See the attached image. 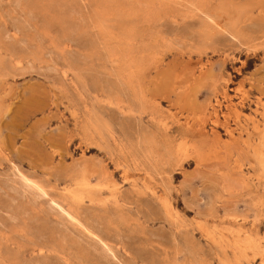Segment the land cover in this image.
<instances>
[{"label": "rangeland", "instance_id": "obj_1", "mask_svg": "<svg viewBox=\"0 0 264 264\" xmlns=\"http://www.w3.org/2000/svg\"><path fill=\"white\" fill-rule=\"evenodd\" d=\"M263 256L264 0H0V264Z\"/></svg>", "mask_w": 264, "mask_h": 264}, {"label": "bare ground", "instance_id": "obj_2", "mask_svg": "<svg viewBox=\"0 0 264 264\" xmlns=\"http://www.w3.org/2000/svg\"><path fill=\"white\" fill-rule=\"evenodd\" d=\"M26 63H27V62H26ZM25 65H26V64H25ZM22 68H24V67L22 66L21 69H22ZM27 68H29V67H27ZM18 69H19V68H18ZM29 70H30V69H29ZM50 70H51V69H50ZM134 70H135V69H134ZM52 71H53V70H52ZM140 101H141V100H140ZM130 103H131V102H130ZM140 103H141V102H140ZM151 105H152V104H151ZM151 105H150V106H151ZM122 106H124V105H122ZM118 108H119V107H118ZM151 108H152V107H151ZM159 108H160V107H159ZM159 108H158V109H159ZM120 109H122V108H120ZM158 109H157V110H158ZM159 111H160V110H159ZM157 115H158V114H157ZM161 116H162V115H161ZM149 117H150V116H149ZM156 118H157V117H156ZM160 118H161V117H160ZM162 120H163V119H162ZM95 123H96V122H95ZM88 126H89V125H88ZM93 126H94V125H93ZM106 127H107V126H106ZM94 128H95V127H94ZM92 129H93V127H92ZM86 131H87V130H86ZM89 131H90V130H89ZM106 131H107V130H106ZM87 132H88V131H87ZM99 133H100V132H99ZM105 133H106V132H105ZM107 133H108V132H107ZM108 134H109V133H108ZM173 135H174V134H173ZM89 137H90V136H89ZM174 138H175V137H174ZM112 140H113V137H112ZM96 141H97V140H96ZM114 141H115V140H114ZM114 141H113V142H114ZM113 142H112V143H113ZM149 143H150V142H149ZM179 146H180V145H179ZM179 146H178V147H179ZM133 148H134V147H133ZM149 148H150V147H149ZM156 151H157V150H156ZM178 151H179V150H178ZM135 156H136V155H135ZM131 157H132V156H131ZM74 158H75V157H74ZM135 159H136V158H135ZM177 162H178V161H177ZM160 164H162V163H160ZM136 165H137V164H136ZM173 165H174V164H173ZM84 167H85V166H84ZM142 167H143V166H142ZM151 167H152V166H151ZM146 173H147V172H146ZM146 173H145V174H146ZM155 173H156V172H155ZM160 173H161V172H160ZM163 174H164V173H163ZM123 175H124V174H123ZM126 177H127V176H126ZM139 177H140V176H139ZM123 178H124V177H123ZM127 178H128V177H127ZM142 179H143V178H142ZM81 180H82V179H81ZM85 180H86V179H85ZM83 181H84V180H82V182H83ZM131 181H132V180H131ZM80 182H81V181H80ZM86 182H88V181H86ZM86 182H85V183H86ZM72 183H74V182H72ZM75 183L77 184L76 180H75ZM78 183H79V182H78ZM144 183H145V182H144ZM145 184H146V183H145ZM165 184H166V183H165ZM83 185H84V184H83ZM83 185L81 184L82 187H83ZM114 185H115V184H113L112 187H114ZM146 185H147V184H146ZM146 185H145V186H146ZM76 186H77V185H76ZM76 186H75V187H76ZM88 186H89V185H88ZM99 186H100V185H98V187H99ZM75 187H74V188H75ZM77 187H78V186H77ZM89 187H90V186H89ZM107 187L109 188L108 185H107ZM107 187H106V188H107ZM80 188H81V187H80ZM80 188H79V189H80ZM84 188H85V186H84L83 188H81V191H83ZM90 188H91V187H90ZM86 189L88 190V187H87ZM86 189H85V190H86ZM114 189H115V187H114ZM77 190H78V189H76L75 191L77 192ZM87 190H86V191H87ZM149 190H151V189H149ZM72 191H73V190H72ZM79 191H80V190H79ZM99 191H101V190L99 189ZM89 192H90V190H89ZM101 192H102V191H101ZM111 192H112V191H111ZM153 192H154V190H153ZM153 192H152V193H153ZM66 193H67V191H66ZM68 193H69V192H68ZM93 193H94V192H93ZM99 193H100V192H99ZM99 193H98V195H99ZM69 194H70V193H69ZM73 194H75V193H73ZM73 194H72V198H73V197H77V199H78V196H79V195L82 196V194H80V192H79V194H78V192H77L78 196H76V195L73 196ZM85 194H87V193H85ZM89 194H90V193H89ZM89 194H88V195H89ZM113 194H114V191H113ZM153 194H154V193H153ZM70 195H71V194H70ZM70 195H68V196H70ZM109 195H110V192H109ZM115 195H116V192H115ZM117 195H118V194H117ZM96 196H97V195H96ZM98 197H99V196H98ZM118 197H119V196H118ZM80 198H82V197H80ZM80 198L78 199L79 202H80ZM84 198H85V197H84ZM96 198H97V197H96ZM77 199H76V200H77ZM9 200H10V198L8 199V201H9ZM76 200H75V202H76ZM78 200H77V201H78ZM87 200H88V198H87ZM90 200H91V198H90ZM110 200H111V198H110ZM72 201H74V200H72ZM94 201H95V200H94ZM94 201H93V202H94ZM106 201H107V200H106ZM10 202H11V201H10ZM14 202H15V200H14ZM50 202H52V201H50ZM79 202H78V203H79ZM91 202H92V201H91ZM95 202H96V201H95ZM12 203H13V202H12ZM102 203H103V202H101V204H102ZM25 204H26V203H25ZM30 204H31V203H30ZM7 205H8V204H7ZM18 205H19V204H18ZM25 206H26V205H25ZM30 206H31V205H30ZM7 207H8V206H7ZM27 207H28V206H27ZM2 208H4V207H2ZM168 209H169V208H168ZM5 210H7V208H6ZM30 211H31V210H30ZM165 212H166V211H165ZM169 212H170V211H169ZM20 213H21V211H20ZM30 214H32V213L30 212ZM35 217H36V216H35ZM33 218H34V217H33ZM96 218L98 219L99 217L97 216ZM14 220H15V219H14ZM98 220H99V219H98ZM10 221H11V219H10ZM20 221H21V220H20ZM31 221H32V218H31ZM2 223H3V222H2ZM17 223H18V222H17ZM18 225H19V224H18ZM48 225H49V224H48ZM48 225H47V226H48ZM85 226H86V225H85ZM9 227H10V225H9ZM14 227H16V226H14ZM89 227H90V226H89ZM202 227H203V226H202ZM3 228H4V226H3ZM11 229H12V228H11ZM18 229H19V228H18ZM20 229H21V228H20ZM34 229H35V228H34ZM89 229H90V228H89ZM159 229H160V228H159ZM49 231H50V230H49ZM84 231H87V230H84ZM89 231H90V230H88V232H89ZM205 231H207V230H205V228H204V231H203V232L205 233ZM21 232H22V231H21ZM201 232H202V231H201ZM239 232H240V229H239ZM204 233H202V234H204ZM241 233H242V232H241ZM237 234H238V232H237ZM248 234H249V233H248ZM251 234H252V233H251ZM251 234H250V235H251ZM46 235H47V234H46ZM213 235H214V234H213ZM254 235H255V234H254ZM254 235H253V237H254ZM23 236H24V235H23ZM26 236H27V235H26ZM205 236H206V234H205ZM214 236H215V235H214ZM217 236H218V235H217ZM245 236H246V235H245ZM42 237H43V236H42ZM44 237H45V236H44ZM51 237H52V236H51ZM51 237H50V239H51ZM97 237H98V236H97ZM212 237H213V236H212ZM218 237H219V236H218ZM236 237L240 238L241 236L239 235V236H236ZM236 237H234V238L232 237L233 240H235ZM247 237H248V236H247ZM253 237H252V238H253ZM238 238H237V239H238ZM252 238H251V239H252ZM255 238H256V237H255ZM208 239H209V238H208ZM214 239H215V238H214ZM221 239H222V238H221ZM242 239H243V238H242ZM217 240H218V239H217ZM227 240H228V239H227ZM227 240H226V241H227ZM229 240H230V239H229ZM229 240H228V241H229ZM213 241H215V243L217 242L216 240H213ZM238 241H239V239H238ZM252 241H253V240H252ZM29 242H31V241H29ZM235 242H236V240H235ZM247 242H248V241H247ZM217 243H218V242H217ZM220 243H221V242H220ZM237 243H238V242H237ZM241 243H242V242H241ZM243 243H244V242H243ZM47 244H48V243H47ZM62 244H63V242H62ZM213 244H214V242H213ZM245 244L248 245V243H245ZM250 244H251V242H250ZM24 245H25V244H24ZM44 245H45V244H44ZM49 245H50V244H49ZM63 245H64V244H63ZM218 245H220V244L218 243ZM223 245H224V244H223ZM231 245H234V244L232 243ZM231 245H230V246H231ZM241 245H242V244H241ZM252 245H253V244H252ZM27 246H28V245H27ZM40 246H41V245H40ZM216 246H217V244H216ZM220 246H221V245H220ZM224 246H225V245H224ZM234 246H235V245H234ZM253 246H254V245H253ZM34 247H35V246H34ZM235 247H236V246H235ZM237 247H238V246H237ZM240 247H241V246H240ZM244 247H246V246H244ZM20 248H21V247H20ZM28 248H29V247H28ZM39 248H40V247H39ZM220 248H221V247H220ZM222 248H225V247H222ZM251 248L253 249V247H251ZM37 249H38V248H37ZM40 249H42V248H40ZM61 249H62V247H61ZM229 249H230V248H229ZM235 249H236V248H235ZM237 249H238V248H237ZM237 249H236V250H237ZM244 249H245V248H244ZM252 249H251V251H252ZM254 249H256V247H255ZM254 249H253V250H254ZM262 249H263V248H262ZM226 250H227V248H226ZM232 250H233V249H232ZM240 250H241V249H240ZM23 251H24V250H23ZM25 251H26V250H25ZM38 251H40V250H38ZM43 251H44V250H43ZM222 251H223V250H222ZM20 252H22V251H20ZM32 252L34 253V251H32ZM230 252H232V251H230ZM238 252H239V250H238ZM240 252H241V251H240ZM243 252H244V251H243ZM245 252H246V251H245ZM254 252H255V251H254ZM256 252H257V251H256ZM66 253H67V252H66ZM234 253H235V251H234ZM251 253H252V252H251ZM260 253H261V252H260ZM219 254H220V253H219ZM224 254H225V252L223 253L222 256H224ZM229 254H230V253H229ZM237 254H238V253H237ZM245 254H247V253H245ZM245 254H244V255H245ZM257 254H258V253H257ZM61 255L64 257L63 253H62ZM66 255L69 256L68 253H67ZM234 255H235V254H234ZM249 255H250V254H249ZM251 255H252V254H251ZM254 255H255V254H254ZM177 256H178V255H177ZM227 256H228V255H227ZM229 256H230V255H229ZM247 256H248V255H247ZM252 256H253V255H252ZM224 257L226 258V256H224ZM261 257H262V256H261ZM263 257H264V256H263ZM0 258H2V257H0ZM61 258H62V257H61ZM219 258H220V257H219ZM225 258H224V259H225ZM228 258H229V257H228ZM228 258H227V259H228ZM234 258H235V257H234ZM239 258H240V257H239ZM63 259H64V258H63ZM220 259H221V258H220ZM220 259L218 260V262L220 261ZM227 259H226V260H227ZM231 259H232V258H231ZM235 259H237V257H236ZM245 259H246V258H245ZM247 259H248V258H247ZM255 259H256V258H255ZM2 260H3V259H2ZM64 260H65V259H64ZM237 260H238V262H239V259H237ZM249 260H250V259H249ZM0 261H1V260H0ZM125 261H126V260H125ZM127 261H128V260H127ZM232 261H234V260H232ZM2 262H3V261H2ZM71 262H72V261H71ZM223 262H224V261H223ZM242 262H243V261H242ZM252 262H253V261H252ZM65 263L67 264V262H65ZM177 263H178V262H177ZM189 263H190V262H189ZM200 263H201V262H200ZM220 263H222V261H220ZM3 264H4V262H3ZM222 264H223V263H222ZM227 264H228V260H227ZM233 264H234V263H233ZM239 264H240V263H239ZM249 264H250V263H249ZM251 264H252V263H251Z\"/></svg>", "mask_w": 264, "mask_h": 264}]
</instances>
